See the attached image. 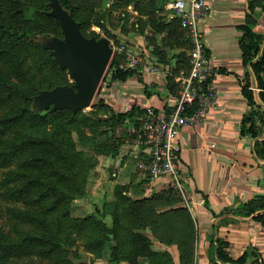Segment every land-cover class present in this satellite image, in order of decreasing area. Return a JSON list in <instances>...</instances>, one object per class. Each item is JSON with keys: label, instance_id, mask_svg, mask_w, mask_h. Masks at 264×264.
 Here are the masks:
<instances>
[{"label": "trees", "instance_id": "trees-1", "mask_svg": "<svg viewBox=\"0 0 264 264\" xmlns=\"http://www.w3.org/2000/svg\"><path fill=\"white\" fill-rule=\"evenodd\" d=\"M59 1L86 36L97 37L102 35L91 30L94 23L104 28L111 12L132 4L139 13L134 29L143 31L142 15H149L155 30L167 29L164 43L183 48L176 54V72L190 71L185 30L178 18L164 24L162 16L156 15L154 1L113 0L109 8L97 0ZM49 10V0H0V195L11 202L6 213L12 221L9 230L0 224V264H73L71 248L76 258L81 250L92 253L90 264H100L96 261L106 252L110 263L139 264L140 257H147L151 264H175L169 250L153 249V239L176 245L181 264H194L196 223L182 195L172 187L135 197L129 194V184L116 183L113 197L96 205L94 212L72 214L74 199L88 193L98 155L117 157L127 139L135 136L127 128L131 123L140 125L136 117L145 109L133 106L116 111L100 96L101 85L88 112L35 108L33 97L40 90L71 84L66 70L42 46L45 35L63 36L59 19L47 14ZM129 17L124 9L122 18ZM238 27L243 30V63L252 72L243 86L252 106L243 120L244 132L258 136L256 119L264 114V36L259 41L249 23ZM155 50L163 59L164 52L158 46ZM124 59L115 54L109 62L115 81H126L137 72L122 69ZM168 87L178 96L180 84L173 77L168 78ZM254 150L264 158V139L256 140ZM231 211L264 222V196L239 203ZM211 243V260L246 263L247 252L233 258L226 241L213 235Z\"/></svg>", "mask_w": 264, "mask_h": 264}, {"label": "crops", "instance_id": "crops-1", "mask_svg": "<svg viewBox=\"0 0 264 264\" xmlns=\"http://www.w3.org/2000/svg\"><path fill=\"white\" fill-rule=\"evenodd\" d=\"M147 1H154L156 15L162 16L164 24L174 19L171 18V11L167 7L169 0ZM208 1L212 11L201 27L205 32L212 60L220 68L215 78L219 104L210 111L203 124L197 127L185 126L177 141L181 148L180 166L186 176L188 197L184 204L190 210L197 227L194 264H229L219 259L211 260L213 235L214 238L220 237L228 243L226 250L233 258L247 252L245 264L255 261L264 264V222L255 220L253 216H242L231 211V208L239 203L264 196V158L259 157L254 150L256 140L264 139V114L260 113L256 119L258 136L249 131L244 132L243 120L251 112L252 106L243 93V86L249 74L252 76V72L249 66L243 63L240 45L243 30L238 27L241 23L251 24L258 40L261 41L264 36V1ZM128 11L130 16L139 14L132 4L128 5ZM148 16L142 15L145 21L142 23L143 31L134 32L127 37L131 39L129 46L135 54L148 65H157L159 71L150 72L146 67L141 71L136 70L142 76L141 81L136 73L121 83H109L102 97L118 112L127 111L133 106L143 109L148 105L169 109L177 99L168 87V78L173 77V80L179 83L182 72H176V54L183 48L170 47L164 43L168 35L167 29L155 30ZM140 27H137V30ZM156 46L164 52L163 59L156 52ZM251 81L254 83V78ZM253 87L257 90V87ZM144 113L136 117L139 122ZM138 128L139 126L135 127L131 123L127 130L135 136L127 139L117 157H106L107 167L100 168L101 176L96 179L98 191L94 189V193L99 195L96 205H101L104 199L113 197L116 183L129 184V194L135 197L149 195L169 186L168 176L149 182L137 167L138 157L144 155ZM103 158L105 156H102ZM110 173L114 177L109 180L111 191L104 197L100 183L102 180L107 182ZM75 211L77 216L90 212L84 214L82 210ZM107 219L109 220V217ZM215 223L218 224L216 228L213 227ZM146 232L150 234V231ZM153 249L169 250L175 264H181L176 245L168 246L153 239ZM98 263L119 264L109 261L106 263L104 259ZM139 264L151 263L147 257H140Z\"/></svg>", "mask_w": 264, "mask_h": 264}, {"label": "built area", "instance_id": "built-area-1", "mask_svg": "<svg viewBox=\"0 0 264 264\" xmlns=\"http://www.w3.org/2000/svg\"><path fill=\"white\" fill-rule=\"evenodd\" d=\"M167 7L171 11V18H178L186 32L190 43L191 68L179 77L180 90L176 102L169 109L155 105L144 107L145 113L140 118L137 130L144 155L138 157L137 167L149 182L168 176V187L179 192L187 202L186 176L180 166L178 136L187 125L197 127L203 124L210 111L218 106L219 92L215 78L220 68L212 60L201 27L211 14L210 2L169 0ZM116 50L118 47H114ZM128 51L127 63L120 64L122 69L141 71L147 67L146 70L150 72L159 71L157 65H148L137 54ZM109 83H112V77L108 79Z\"/></svg>", "mask_w": 264, "mask_h": 264}, {"label": "water", "instance_id": "water-1", "mask_svg": "<svg viewBox=\"0 0 264 264\" xmlns=\"http://www.w3.org/2000/svg\"><path fill=\"white\" fill-rule=\"evenodd\" d=\"M47 14L59 19L63 36H43L42 46L50 51L61 70H66L71 84L56 85L40 90L34 97L37 110L69 108L73 112L86 110L94 100L97 89L114 53L110 38L105 35L86 36L80 23L59 0H49ZM256 87V86H255ZM76 258L70 251L73 264H87L89 253L80 251Z\"/></svg>", "mask_w": 264, "mask_h": 264}, {"label": "rangeland", "instance_id": "rangeland-1", "mask_svg": "<svg viewBox=\"0 0 264 264\" xmlns=\"http://www.w3.org/2000/svg\"><path fill=\"white\" fill-rule=\"evenodd\" d=\"M99 1H102L101 2L102 5H104V3H105V6H104L105 8L106 7L109 8L110 6H112V4L114 2L113 0H97V2H99ZM124 9L128 10V7L120 6L119 8L114 10V12H111V14L108 16V20H107L106 26L104 28H102L100 25L95 24V23L91 27V30L96 31L97 33H100L101 35H105V34L110 35V38H111L110 40H111L112 45L114 47H118V51L117 50L114 51L113 56L115 54H118V55H123L124 58H125L124 61L121 62V64H126L127 63V59L126 58L128 56V53H129L128 50H130V53H135L133 51V49L129 46V43H131V39H129L127 36L132 34V33H134V32H137L134 29V25L136 26V24H137L136 19L139 16L138 14H135L134 16L131 15L127 20L123 19L122 16H123ZM122 47H125V49H121ZM123 50H125L126 52L123 51ZM136 73H137V75H140V72H136ZM67 76H68V74H67ZM112 76H113V69L108 67L106 72H105V74H104V76H103L104 78H103V80H102V82L100 84L101 85V87H100V96H104V92H106L105 89L108 88V86H109L108 79L110 77H112ZM68 79L72 83V80L69 78V76H68ZM115 82L116 83H118V82L121 83V81H115L112 78V83H110V84L112 85ZM95 99H97V96H96ZM91 109H92V106L90 105L84 111L88 112ZM106 157L107 156H105V158L102 159V154L98 155V158L100 160H99L98 165L93 169L92 175L90 176V181H89V186H88V188H89L88 193H87L86 196H81V197H78V198L74 199V201L72 203V214H74V215L76 214L75 210H80V211L82 210L84 214L88 213L89 211H90L89 214L94 212V209H95L96 204L98 202V201H96L97 200V196H99L98 194L95 195L96 193H94V189L97 188L96 187V184H97V180L96 179H98L97 177L101 176L100 168H102V167L106 168L107 167L106 166V159H107ZM112 178H114V177L110 173V174H108V181L105 182L104 180H102V182L100 183V185L103 186L102 189L104 191L102 192V195L104 196V194H105L104 197H106L107 192L110 193V191H111V189H110L111 182H109V180L112 179ZM96 191H98V189H96ZM187 197L188 196L186 194V198ZM183 199L185 200L184 197H183ZM99 201H101V200H99ZM9 203H11V202L8 201V200H5L0 195V224H2L6 230H9L12 227V221L7 219V213H6L7 212V206H8ZM86 215H88V214H86ZM108 222H110V220H108ZM70 251L73 252V248H71ZM91 257H92V253H89V262L87 264H90ZM102 259H104V262L108 263L109 260H108V257H107V253H106L105 257L98 259L96 262L98 263V261L102 260Z\"/></svg>", "mask_w": 264, "mask_h": 264}]
</instances>
